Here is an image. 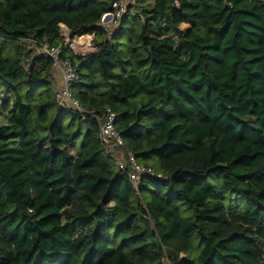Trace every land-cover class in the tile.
Masks as SVG:
<instances>
[{
	"label": "trees",
	"instance_id": "trees-1",
	"mask_svg": "<svg viewBox=\"0 0 264 264\" xmlns=\"http://www.w3.org/2000/svg\"><path fill=\"white\" fill-rule=\"evenodd\" d=\"M113 1L0 0V264H264V0H130L108 35ZM61 25L83 114L31 48Z\"/></svg>",
	"mask_w": 264,
	"mask_h": 264
},
{
	"label": "built area",
	"instance_id": "built-area-1",
	"mask_svg": "<svg viewBox=\"0 0 264 264\" xmlns=\"http://www.w3.org/2000/svg\"><path fill=\"white\" fill-rule=\"evenodd\" d=\"M126 0H114L111 4V10L104 13L100 19L99 25L107 32L112 34L114 28L117 26L120 18L125 14L127 9ZM62 27V26H61ZM61 30L69 31L67 28ZM64 40L62 44L57 46H50L45 41L32 40L31 48L35 53L45 54L52 59L53 68L59 72L61 83L57 86L56 102L60 109H71L79 113H84L85 110L81 107L79 102L74 98L71 90L72 84L77 81L78 74L76 66L68 58L60 56L61 46L69 48L73 53L86 54L89 51L83 49L91 46L93 34H86L71 39L68 33L62 35ZM84 38V43L79 45V39ZM116 113L110 108L102 110V115L98 118L99 121V137L106 144L115 147L116 153L114 159L118 169L127 168V176L131 183L137 184L141 176H154L161 178V173H156L150 167L139 163L131 151L124 147V141L115 127Z\"/></svg>",
	"mask_w": 264,
	"mask_h": 264
},
{
	"label": "rangeland",
	"instance_id": "rangeland-1",
	"mask_svg": "<svg viewBox=\"0 0 264 264\" xmlns=\"http://www.w3.org/2000/svg\"><path fill=\"white\" fill-rule=\"evenodd\" d=\"M128 3L130 2V0H126ZM189 26V24H182L180 27L182 28V29H185V28H187ZM62 28V27H61ZM61 33H62V35L64 34V33H68L69 34V31H64V30H61ZM74 38H76V37H74ZM73 38V39H74ZM92 50V47L90 46L89 47V50ZM90 50V51H91ZM3 95V92L2 91H0V96H2ZM4 114L3 113H1V109H0V123L1 122H3L4 121ZM154 165V164H153ZM153 167H155V169H156V166H153Z\"/></svg>",
	"mask_w": 264,
	"mask_h": 264
},
{
	"label": "crops",
	"instance_id": "crops-1",
	"mask_svg": "<svg viewBox=\"0 0 264 264\" xmlns=\"http://www.w3.org/2000/svg\"><path fill=\"white\" fill-rule=\"evenodd\" d=\"M61 26H62L63 29H66V27L64 25H61ZM90 50H89V48H86V49H83V52L84 51H90ZM53 75H54L55 80H56V85L58 86L61 83V80H60L59 72H58L57 69L53 68Z\"/></svg>",
	"mask_w": 264,
	"mask_h": 264
},
{
	"label": "bare ground",
	"instance_id": "bare-ground-1",
	"mask_svg": "<svg viewBox=\"0 0 264 264\" xmlns=\"http://www.w3.org/2000/svg\"><path fill=\"white\" fill-rule=\"evenodd\" d=\"M77 43H78L79 45L83 44V43H84V38L79 39Z\"/></svg>",
	"mask_w": 264,
	"mask_h": 264
},
{
	"label": "water",
	"instance_id": "water-1",
	"mask_svg": "<svg viewBox=\"0 0 264 264\" xmlns=\"http://www.w3.org/2000/svg\"><path fill=\"white\" fill-rule=\"evenodd\" d=\"M77 56H78V57H81V56H83V55H82V54H77Z\"/></svg>",
	"mask_w": 264,
	"mask_h": 264
}]
</instances>
